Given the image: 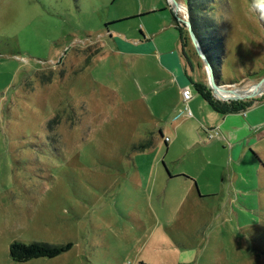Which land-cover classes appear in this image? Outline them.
Returning a JSON list of instances; mask_svg holds the SVG:
<instances>
[{
	"label": "rangeland",
	"instance_id": "obj_1",
	"mask_svg": "<svg viewBox=\"0 0 264 264\" xmlns=\"http://www.w3.org/2000/svg\"><path fill=\"white\" fill-rule=\"evenodd\" d=\"M160 1L0 0V264H264V157L231 158L194 86L184 110L149 57L115 52ZM213 6L215 81L244 94L264 81V0ZM15 242L72 248L19 263Z\"/></svg>",
	"mask_w": 264,
	"mask_h": 264
},
{
	"label": "crops",
	"instance_id": "obj_2",
	"mask_svg": "<svg viewBox=\"0 0 264 264\" xmlns=\"http://www.w3.org/2000/svg\"><path fill=\"white\" fill-rule=\"evenodd\" d=\"M163 11L170 12L171 19L168 23L158 25L161 22L160 19L158 21L160 15L158 16L157 13ZM142 16L157 17V21H154L157 23L144 26L145 30H141L139 36L133 33L131 38H126L125 41L121 38L122 33H118V36L110 33L116 46L115 52L122 57L126 56L127 59L149 57L151 69L155 71L152 72L151 77L156 79L158 88L163 91L170 88L177 91L180 100L177 106H184V110L189 111L190 104L194 105L198 97L192 94L191 100L185 102L183 90L192 86L196 89V84L205 85L204 68L193 57V49L178 28L176 15L167 0H162L155 6L142 8L138 17ZM219 96L222 95L218 94ZM210 114H208L211 119L208 127L218 133L219 142L224 141L229 145L231 158L239 160L249 153H252L256 161L264 157V99L243 113L223 115L214 110ZM161 133L164 135L162 130ZM259 167L264 171L262 161Z\"/></svg>",
	"mask_w": 264,
	"mask_h": 264
},
{
	"label": "trees",
	"instance_id": "obj_3",
	"mask_svg": "<svg viewBox=\"0 0 264 264\" xmlns=\"http://www.w3.org/2000/svg\"><path fill=\"white\" fill-rule=\"evenodd\" d=\"M185 4L189 13V20L191 22L193 33L196 35L203 52L209 60L216 81L219 80L220 75L216 70V63L222 59L224 51V37L218 31V23L215 18L210 17V13L214 11L215 0H186ZM180 29L181 33L182 30ZM196 90L203 97L204 100L213 108V110L223 114H238L247 111L255 104L262 100L247 99L240 101L221 102L217 100L209 87L203 84H196ZM152 147L151 142H144L136 147L138 150H145ZM72 244L67 245H51L48 243L34 242L25 244L22 242H15L10 247L11 258L15 262L24 263L33 259L39 258H56L61 254L71 250ZM146 264V263H140Z\"/></svg>",
	"mask_w": 264,
	"mask_h": 264
},
{
	"label": "water",
	"instance_id": "obj_4",
	"mask_svg": "<svg viewBox=\"0 0 264 264\" xmlns=\"http://www.w3.org/2000/svg\"><path fill=\"white\" fill-rule=\"evenodd\" d=\"M168 1L171 4V8L176 15L178 26L181 28L187 43L194 50L193 57H194V54H196L200 58V61H201L200 65L202 64L201 66H203L204 71L206 73L205 85L209 87L213 96L217 98L218 100L225 102V101H240L245 98H250V97H253L254 95H257L258 93L254 95H249L246 97H237V98H228V99H220L218 97V94L220 93V91L224 90L225 88L222 85L217 84V82L215 81L213 68L209 60L207 59L205 53L203 52L196 35L193 33L191 22L189 20L188 9H187L185 2H183L184 4H181L180 2H177L176 0H168ZM263 83L264 81L261 82L260 84H263ZM229 91L233 92L234 90H229Z\"/></svg>",
	"mask_w": 264,
	"mask_h": 264
},
{
	"label": "bare ground",
	"instance_id": "obj_5",
	"mask_svg": "<svg viewBox=\"0 0 264 264\" xmlns=\"http://www.w3.org/2000/svg\"><path fill=\"white\" fill-rule=\"evenodd\" d=\"M263 88H264V84L257 85V86L252 87L251 89H249V91H247L244 94H241L240 91H238L236 93V92H230V91L224 89V90H221L219 94L227 97V99L228 98H237V97H246V96L250 95L251 93H253V91H255L256 89H263ZM239 94H241V95H239Z\"/></svg>",
	"mask_w": 264,
	"mask_h": 264
},
{
	"label": "built area",
	"instance_id": "obj_6",
	"mask_svg": "<svg viewBox=\"0 0 264 264\" xmlns=\"http://www.w3.org/2000/svg\"><path fill=\"white\" fill-rule=\"evenodd\" d=\"M192 98V91L190 89L183 90V99L185 102H188Z\"/></svg>",
	"mask_w": 264,
	"mask_h": 264
},
{
	"label": "flooded vegetation",
	"instance_id": "obj_7",
	"mask_svg": "<svg viewBox=\"0 0 264 264\" xmlns=\"http://www.w3.org/2000/svg\"><path fill=\"white\" fill-rule=\"evenodd\" d=\"M228 102V101H227Z\"/></svg>",
	"mask_w": 264,
	"mask_h": 264
}]
</instances>
